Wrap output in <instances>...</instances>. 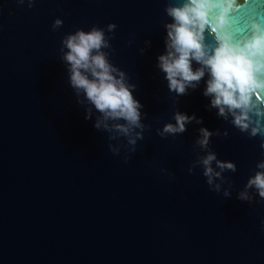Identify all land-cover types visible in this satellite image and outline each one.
Wrapping results in <instances>:
<instances>
[{
	"label": "water",
	"instance_id": "95a60500",
	"mask_svg": "<svg viewBox=\"0 0 264 264\" xmlns=\"http://www.w3.org/2000/svg\"><path fill=\"white\" fill-rule=\"evenodd\" d=\"M167 2L37 0L29 9L0 0V264H264V201L225 199L200 169L187 171L195 129H228L212 147L237 165L225 175L241 189L264 158L259 140L208 111L202 88L176 107L203 125L175 139L156 134L174 123L173 94L156 68ZM57 18L64 24L53 32ZM109 23L117 25L111 60L138 85L151 125L128 164L111 154L95 117L84 119L59 61L66 33Z\"/></svg>",
	"mask_w": 264,
	"mask_h": 264
},
{
	"label": "clouds",
	"instance_id": "9594fccd",
	"mask_svg": "<svg viewBox=\"0 0 264 264\" xmlns=\"http://www.w3.org/2000/svg\"><path fill=\"white\" fill-rule=\"evenodd\" d=\"M16 2L32 9L37 0ZM164 13V51L156 57V68L173 94L174 123H165L156 134L175 139L186 133L189 125H203V118L176 107L181 97L202 88L201 94L209 101L206 109L247 139H258L264 156V0H168ZM63 24L57 18L51 30L56 32ZM116 29V24L109 23L105 28L93 25L88 31L76 28L66 33L60 42L59 61L65 66L68 86L84 119L93 121L95 117L93 127L108 134L111 154L119 157L123 152V162L128 164L138 142L151 132V125L143 122L147 113L133 95L139 91L138 85L111 60ZM150 48L151 41L145 40L139 52L143 55ZM195 131V159L188 174L200 169L209 190L222 193L225 199L235 192L236 200L250 206L264 201V158L237 190L225 175L235 174L237 165L220 160L212 147V138H227L228 129L210 131L201 126ZM160 172L175 179L166 168Z\"/></svg>",
	"mask_w": 264,
	"mask_h": 264
}]
</instances>
